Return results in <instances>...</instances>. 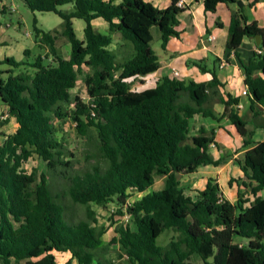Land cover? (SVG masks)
<instances>
[{
    "label": "trees",
    "instance_id": "obj_1",
    "mask_svg": "<svg viewBox=\"0 0 264 264\" xmlns=\"http://www.w3.org/2000/svg\"><path fill=\"white\" fill-rule=\"evenodd\" d=\"M33 11L55 12L62 18L59 29L44 31L35 26V38L47 48V62L39 56L32 70L15 73L24 62L6 57L0 63L14 68L0 76V103L8 116L0 118V129L15 117L13 133L0 135V259L19 264H57L54 251H70L79 264H119L98 255L108 245L119 246L125 264H192L197 254L204 264H264V140L255 142V127L264 126V27L249 23L243 0H204L205 10H215L221 1L238 5L227 47L237 55L249 89L250 113L256 123L239 113L240 98L224 93V83L212 69L213 78L197 82L165 76L156 86L141 91L131 80L158 70L159 58L152 48V27L162 33V47L179 36V14L187 7L172 0L159 8L145 0H24ZM71 4L70 9L60 6ZM109 23V33L94 28L93 19ZM85 21L80 39L74 19ZM61 33L71 44L69 58L56 46ZM120 32L133 53L118 60L111 49L113 34ZM261 36L258 49L245 59L239 48L248 36ZM207 70L202 61H192ZM83 67L89 99L72 98ZM260 72V74H259ZM1 73V71H0ZM74 102L67 110L63 104ZM224 110L219 114L214 104ZM228 118L243 137L244 158L239 161L246 192L236 201L223 192L217 178L210 177L196 195L187 194L179 174H191L201 165H221L226 157L211 153L214 137L199 127L191 135L196 116ZM76 123L78 133L97 150L96 158L82 169L70 172L74 162L57 136L56 122L66 117ZM96 131V135L94 132ZM214 130H212V133ZM34 155L53 173L29 171L24 163ZM62 166L63 169H59ZM165 176V187L153 190L156 176ZM239 179L231 177L230 185ZM134 193L142 196L129 201ZM248 194V195H247ZM69 200L86 205V218L76 219ZM92 204L109 208L114 215L130 219L115 227L107 243L109 226L99 225ZM115 222V221H114ZM174 235L166 244L160 237Z\"/></svg>",
    "mask_w": 264,
    "mask_h": 264
},
{
    "label": "crops",
    "instance_id": "obj_2",
    "mask_svg": "<svg viewBox=\"0 0 264 264\" xmlns=\"http://www.w3.org/2000/svg\"><path fill=\"white\" fill-rule=\"evenodd\" d=\"M119 1L120 0H117V2ZM145 1L151 2L159 8H167L172 2V0ZM187 2L188 7L179 14L180 24L177 29L180 31V35L171 37L167 47L163 48L162 53L156 52L159 58L160 67L153 73L135 78L141 80V87L134 90L141 91L154 87L158 80L165 76L176 77V71L180 73L178 78L186 81H209L213 78L211 72L213 69L222 83H224L222 91L224 93L230 92L234 96L240 98L239 113L242 116H246L251 122L256 123L257 120L259 121L260 119L252 120V115L250 113V97L249 95L243 94V90L247 85L245 84V75L241 63L235 52L227 47L230 39L231 23L237 12L238 5L236 3L221 1L217 4L215 10L206 11L204 0H187ZM243 2L245 3L244 10L249 17V23H256L259 26L264 27V0H243ZM7 7L6 0H0V26H2L8 12ZM92 23L97 31L109 33V23L102 17L93 19ZM74 24H76L75 19ZM113 38L114 42L111 45V49L117 53L118 60H124L132 55V44L123 39L120 32L114 33ZM0 43H4L3 45L5 47L4 49L0 48V58H5L10 55L9 53L13 50H9L8 46L10 45L4 34L2 36L1 30ZM16 45L14 51H16L17 47L20 52L23 51V56H19L18 61L24 62V64L14 68L15 73L23 70H30L32 67L29 66V64L35 62L39 56L45 58L47 62L54 63L53 57L47 56V48L41 47L36 40L31 47L20 44L19 42ZM56 46L60 54L65 58H69L71 44L60 32L57 34ZM257 49L258 43L256 39L246 36L243 39L239 51L243 58L248 59ZM192 61H202L206 65L207 70H202L198 65L192 63ZM9 69L11 68H8V70ZM214 108L219 114H221L224 110V105L220 102H216ZM7 110L8 106L0 103V112H6L5 115H2L3 118H6V115L8 114ZM14 118L15 117H11L9 122ZM14 122L15 125L13 131L6 129L8 123L5 124L0 131L7 134L13 133L18 127L16 119ZM201 126L206 127L208 129V135L214 137L215 145L212 143L211 146V153L214 157H226V159L219 166L213 164L201 165L196 172L185 174L188 178L187 185L189 187H194L197 192L198 189H203L206 186L210 177H214L217 178L227 197H229L227 187L237 194L239 190L241 191L245 188L241 185L243 180L249 182V179L247 177V179L245 178L239 162L244 158L246 151V149L243 148V137L226 117L216 120L211 117L196 116L193 119V132L191 131V135L197 134V131ZM212 130H214L213 133ZM228 135H231V138H229ZM4 138V135H0V144L3 142ZM219 138L222 140H219ZM253 140L255 142L264 140L263 125L259 124L255 127ZM231 177L236 179L239 178L237 182L240 189L235 185L236 181L230 185L229 180ZM197 186L200 187L197 188ZM260 194L264 196V189ZM54 254L56 256L57 264H79L78 260L72 256L70 251H54ZM0 264H4L1 259ZM11 264L19 263L12 260Z\"/></svg>",
    "mask_w": 264,
    "mask_h": 264
},
{
    "label": "rangeland",
    "instance_id": "obj_3",
    "mask_svg": "<svg viewBox=\"0 0 264 264\" xmlns=\"http://www.w3.org/2000/svg\"><path fill=\"white\" fill-rule=\"evenodd\" d=\"M7 3V9L8 12L5 16V20L2 23V26H0L1 34L6 37L7 42L10 46H8L9 50H13L10 52L7 57H12L18 61L19 56H23V51H19L18 47L16 51H14V47H16L17 43L24 44L27 46H33L35 43V26L43 29L44 31H54L55 29H59L60 24L62 23V18L55 12H48V11H33L30 9L24 0H6ZM60 9H70L72 8V5L65 4L63 6L59 7ZM76 24V32L80 39L84 38V26L85 21L83 19H75ZM152 31L154 34V39L151 42L152 48L157 53L163 52L162 47V33L158 26L152 27ZM4 43H0V48L4 49ZM3 54V53H2ZM6 58V57H5ZM4 57L0 58V62L5 59ZM8 68H14L8 63H0V76L3 78H6L8 76ZM32 70V68L30 69ZM90 72V69L87 67H83L82 72L79 75L78 84L75 88L71 90L72 98L74 99L75 96H79L84 101H87L89 99L87 94V88L85 84V77ZM141 80L140 79H132L131 80V87L132 89L140 88ZM64 107L67 110H70L74 107V102L72 103H65L63 104ZM6 112H0V118L2 119V115H5ZM8 114L6 115V117ZM11 118V117H10ZM4 119V118H3ZM15 118L10 121L6 129L13 131L14 125H15ZM57 127V136L60 139V141L63 143V145L68 149V152L74 153L75 156H71L68 154L67 159H71L74 162L73 168L69 169L70 172H74L75 170L82 169L88 164V157L89 154L92 156L91 161H94V158H96L97 150L94 146H91L90 144H87V141L78 133L76 123L71 119V117H66L65 119H62L60 121L56 122ZM193 132V130H192ZM191 132V133H192ZM94 135H96V131L94 132ZM229 136V135H228ZM231 138V135L229 136ZM219 140H222L219 138ZM24 167L31 171L34 168L38 169L39 172H49L50 177L58 181H63L62 178L63 174L62 172H56L53 173L52 171H49L46 162L40 158L37 155H34L31 159L26 161L24 163ZM59 169H63L62 166H59ZM180 180L182 182V186L185 188L186 193L190 195H196V189L194 187H189L187 185V175L180 174L179 175ZM246 178V176H245ZM239 179V178H238ZM247 179V178H246ZM241 181V180H240ZM247 181V180H246ZM166 179L165 176H156V182L153 186V190H161L165 187ZM200 185V184H199ZM235 185L238 186L240 189L238 182H235ZM202 186V185H200ZM200 186H197L199 188ZM228 189V195L230 199L233 201H236L238 198V193L236 194L233 190ZM244 192H246L247 188L242 189ZM248 195V194H247ZM142 196V194L134 193L132 198H130L129 201H133L135 199H138ZM70 204V211L74 213L75 218L82 219L86 218V205L74 203L71 200H69ZM92 209L96 211V217L99 219V225L105 224L108 228V231L104 235V239L107 241V243L111 240V238L116 234L115 227L120 222H126L129 221L128 215L120 216V215H114L116 211V206L114 204H111L109 208H104L97 206L96 204H92ZM115 221V222H114ZM174 235V232L172 230L166 231L159 239L160 244H166ZM98 255L105 256L108 259H111L119 264H125L126 258H120L119 257V246L117 244H111L108 245L106 248H102L99 251ZM192 264H204L203 260L200 258L199 255L195 254L192 257L191 260Z\"/></svg>",
    "mask_w": 264,
    "mask_h": 264
},
{
    "label": "built area",
    "instance_id": "obj_4",
    "mask_svg": "<svg viewBox=\"0 0 264 264\" xmlns=\"http://www.w3.org/2000/svg\"><path fill=\"white\" fill-rule=\"evenodd\" d=\"M178 4L182 7H188V2L187 0H179ZM258 52H262V50L258 49ZM180 75V73L178 71L175 72V76L178 77ZM243 94L245 95H249V89L248 87H246L244 90H243Z\"/></svg>",
    "mask_w": 264,
    "mask_h": 264
},
{
    "label": "water",
    "instance_id": "obj_5",
    "mask_svg": "<svg viewBox=\"0 0 264 264\" xmlns=\"http://www.w3.org/2000/svg\"><path fill=\"white\" fill-rule=\"evenodd\" d=\"M256 41H257L258 44H260V42H261V36L260 35L256 36Z\"/></svg>",
    "mask_w": 264,
    "mask_h": 264
}]
</instances>
